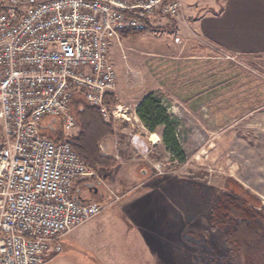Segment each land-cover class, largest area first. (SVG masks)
Returning <instances> with one entry per match:
<instances>
[{
  "label": "rangeland",
  "instance_id": "obj_1",
  "mask_svg": "<svg viewBox=\"0 0 264 264\" xmlns=\"http://www.w3.org/2000/svg\"><path fill=\"white\" fill-rule=\"evenodd\" d=\"M169 20L155 14L148 29L110 40L116 87L102 118L112 132L99 148L117 164L90 167L103 182L93 175L86 188L104 209L66 234L47 264H259L230 251L232 223L212 230L210 214L236 196L232 182L264 208V58L175 38ZM152 91L176 121L183 162L165 149L163 127L150 132L135 113Z\"/></svg>",
  "mask_w": 264,
  "mask_h": 264
},
{
  "label": "built area",
  "instance_id": "obj_2",
  "mask_svg": "<svg viewBox=\"0 0 264 264\" xmlns=\"http://www.w3.org/2000/svg\"><path fill=\"white\" fill-rule=\"evenodd\" d=\"M181 8L182 0H0V264H45L102 212L104 203L76 198L74 183L103 180L68 141L42 134L41 120L73 130L77 92L105 115L103 95L116 87L110 40Z\"/></svg>",
  "mask_w": 264,
  "mask_h": 264
},
{
  "label": "trees",
  "instance_id": "obj_3",
  "mask_svg": "<svg viewBox=\"0 0 264 264\" xmlns=\"http://www.w3.org/2000/svg\"><path fill=\"white\" fill-rule=\"evenodd\" d=\"M143 19L145 30L150 24L149 19ZM143 30H124L121 34L139 33ZM103 102H114L110 92L103 95ZM70 106L78 123L77 133L66 135L63 129L51 124L41 125L42 134L54 141H68L79 157L95 170L116 165L115 159L102 154L99 148L100 140L112 132L110 125L102 118L101 111L90 106L80 92L75 93ZM135 113L150 132L162 126L161 140L165 149L173 159L179 162L185 160L175 132L176 121L168 114L156 92H149L142 97L136 105ZM52 120L58 122V119ZM231 186L236 196H231L211 208L210 228L215 230L231 222L232 225L225 233L226 246L232 253L240 252L259 264H264V208L257 209L261 206L260 199L250 194L241 184L232 182Z\"/></svg>",
  "mask_w": 264,
  "mask_h": 264
},
{
  "label": "crops",
  "instance_id": "obj_4",
  "mask_svg": "<svg viewBox=\"0 0 264 264\" xmlns=\"http://www.w3.org/2000/svg\"><path fill=\"white\" fill-rule=\"evenodd\" d=\"M156 16L164 20L162 24L171 20ZM170 22L175 38L198 40L232 55L264 58V0H182ZM86 185L84 179L75 181L76 198L96 201V192L90 195Z\"/></svg>",
  "mask_w": 264,
  "mask_h": 264
},
{
  "label": "flooded vegetation",
  "instance_id": "obj_5",
  "mask_svg": "<svg viewBox=\"0 0 264 264\" xmlns=\"http://www.w3.org/2000/svg\"><path fill=\"white\" fill-rule=\"evenodd\" d=\"M93 194V193H92Z\"/></svg>",
  "mask_w": 264,
  "mask_h": 264
}]
</instances>
